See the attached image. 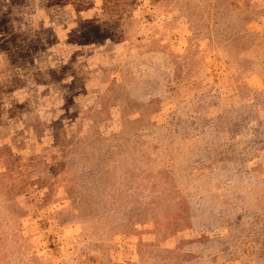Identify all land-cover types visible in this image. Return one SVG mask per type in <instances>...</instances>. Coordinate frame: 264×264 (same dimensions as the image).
<instances>
[{
  "label": "rangeland",
  "instance_id": "rangeland-1",
  "mask_svg": "<svg viewBox=\"0 0 264 264\" xmlns=\"http://www.w3.org/2000/svg\"><path fill=\"white\" fill-rule=\"evenodd\" d=\"M0 264H264V0H0Z\"/></svg>",
  "mask_w": 264,
  "mask_h": 264
}]
</instances>
